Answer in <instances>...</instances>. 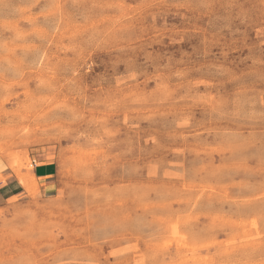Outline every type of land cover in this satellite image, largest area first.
Wrapping results in <instances>:
<instances>
[{"label":"rangeland","instance_id":"374dc122","mask_svg":"<svg viewBox=\"0 0 264 264\" xmlns=\"http://www.w3.org/2000/svg\"><path fill=\"white\" fill-rule=\"evenodd\" d=\"M0 264H264V0H0Z\"/></svg>","mask_w":264,"mask_h":264},{"label":"crops","instance_id":"0c3cea01","mask_svg":"<svg viewBox=\"0 0 264 264\" xmlns=\"http://www.w3.org/2000/svg\"><path fill=\"white\" fill-rule=\"evenodd\" d=\"M32 165L33 176L44 183L54 179L58 173V162L54 157L43 162H37L36 159H33Z\"/></svg>","mask_w":264,"mask_h":264},{"label":"bare ground","instance_id":"6f19581e","mask_svg":"<svg viewBox=\"0 0 264 264\" xmlns=\"http://www.w3.org/2000/svg\"><path fill=\"white\" fill-rule=\"evenodd\" d=\"M86 1V0H85ZM55 6V5H54ZM110 7V6H109ZM144 7V6H143ZM23 8V7H22ZM138 8V7H137ZM41 9V8H40ZM105 9V8H104ZM61 10V9H60ZM16 11V10H15ZM130 18V17H129ZM25 19V18H24ZM102 19V18H101ZM124 19V18H123ZM135 19V18H134ZM95 21V20H94ZM93 21V22H94ZM111 21V20H110ZM133 21V20H132ZM130 22V21H129ZM45 24V23H44ZM84 24V23H83ZM71 25V24H70ZM73 25V24H72ZM85 25V24H84ZM102 25V24H101ZM109 25V24H108ZM120 25V24H119ZM41 27V26H40ZM48 27V26H47ZM95 28V27H94ZM130 29V28H129ZM102 30V29H101ZM100 30V31H101ZM105 30V29H104ZM123 30V29H122ZM145 30V29H144ZM157 30V29H156ZM27 31V30H26ZM129 31V30H128ZM133 31V30H132ZM28 32V31H27ZM106 32V31H105ZM113 33V32H112ZM129 33V32H128ZM114 34V33H113ZM70 37V36H69ZM76 37V36H75ZM128 40V39H127ZM4 43V42H3ZM109 43V42H108ZM66 46V45H65ZM71 46V45H70ZM35 48V47H34ZM76 49V48H75ZM63 52V51H62ZM74 52V51H73ZM8 53V52H7ZM27 53V52H26ZM43 53V52H42ZM40 54V53H39ZM42 57V56H41ZM72 58V57H71ZM40 59V58H39ZM80 59V58H79ZM93 64V63H92ZM34 65V64H33ZM36 65V64H35ZM11 70V69H10ZM4 74V73H3ZM44 82V81H43ZM34 101V100H33ZM227 101V100H226ZM71 111V110H70ZM234 115V114H233ZM77 116V115H76ZM162 116V115H161ZM164 116V115H163ZM189 117V116H188ZM183 118V117H182ZM185 118V117H184ZM187 118V117H186ZM193 118V117H192ZM238 118V117H237ZM231 119V118H230ZM235 119V118H234ZM189 120V119H188ZM148 121V120H147ZM157 122V121H156ZM163 122V121H162ZM166 122V121H165ZM218 122V121H217ZM232 122V121H231ZM137 124V123H136ZM140 124V123H139ZM174 125V124H173ZM106 126V125H104ZM120 126V125H119ZM80 128V127H79ZM74 130V129H73ZM143 132V131H142ZM127 133V132H126ZM171 137V136H170ZM175 140V139H174ZM125 141V140H124ZM89 147V146H88ZM149 150V149H148ZM165 152V151H164ZM163 155V154H162ZM133 158V157H132ZM138 158V157H137ZM153 158V157H152ZM16 159V158H15ZM76 159V158H75ZM168 159V158H167ZM124 160V159H123ZM15 162V161H14ZM15 164V163H14ZM78 165V164H77ZM16 166V165H15ZM75 166V165H74ZM123 169V168H122ZM76 171V170H74ZM78 171V170H77ZM76 171V172H77ZM23 175V174H22ZM97 181V180H96ZM84 186V185H83ZM107 186V185H106ZM102 187V186H101ZM96 188V187H95ZM72 194V193H71ZM46 204V203H45ZM53 204V203H52ZM71 210V209H70ZM77 210V209H76ZM79 218V217H78Z\"/></svg>","mask_w":264,"mask_h":264}]
</instances>
